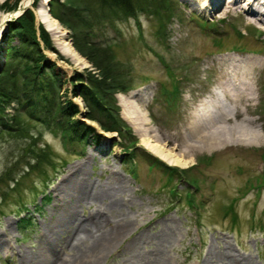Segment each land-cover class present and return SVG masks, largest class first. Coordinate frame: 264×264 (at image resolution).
<instances>
[{
    "label": "rangeland",
    "instance_id": "obj_1",
    "mask_svg": "<svg viewBox=\"0 0 264 264\" xmlns=\"http://www.w3.org/2000/svg\"><path fill=\"white\" fill-rule=\"evenodd\" d=\"M22 1L0 0V63L5 59L8 21L31 9L36 32L43 26L54 46L43 45L56 63L54 71L64 80L61 99L71 98L79 104L80 111L72 120L94 125L96 135L88 134L83 143L71 147L58 131L57 118L49 123L30 119L26 135L0 133V264H21L22 256L36 250L41 233H48L45 225L65 198L60 184L73 174L75 165H84L90 191L100 195L90 202L73 199L85 226L91 227L93 208L99 205L103 227L95 235L124 221L131 227L121 235L118 251L108 249L96 264H145L144 253H152L154 248L162 252L167 264H230L219 258L224 251L264 264V22L226 0L217 4H211L213 0H177L180 13L168 23L167 34L158 33L159 15L144 11L107 27L117 57L131 65L134 76L133 87L116 93L120 114L136 139L134 148L127 150L124 144L130 142L129 136L101 129L85 116L82 99L73 95L70 76L93 65L75 47L72 30L52 14L51 0H31L26 5ZM42 1L59 20L62 31H50L39 19L37 8ZM58 1L64 0H52ZM64 42L73 46L77 58L63 52ZM235 70L248 73L249 95H242L238 104L228 98L223 114L199 122L204 127L196 130L192 127L194 114L217 93L220 98L229 97L224 85L228 78L237 80ZM17 104L7 103L5 111L14 112ZM129 104L139 107L143 121H135L134 107ZM234 119H247L248 127L261 133V141L228 140L187 149L201 130L211 132L217 126L234 133L238 130L232 126ZM144 136L156 137L185 157L186 166L170 164L151 152L143 143ZM32 143L46 146L54 163L43 161L26 171L17 186L8 185L3 173L22 169L33 156L28 151ZM166 165L180 170L171 172ZM183 168L187 170L182 172ZM118 181L123 185L120 189ZM112 196L116 202L111 204ZM23 204L31 216L27 227H21L20 217L26 213H19ZM66 235L63 232L60 238ZM95 235L79 245L58 247V255L86 260L83 252L94 243ZM136 235L142 237L136 244L139 249L133 246Z\"/></svg>",
    "mask_w": 264,
    "mask_h": 264
},
{
    "label": "trees",
    "instance_id": "obj_2",
    "mask_svg": "<svg viewBox=\"0 0 264 264\" xmlns=\"http://www.w3.org/2000/svg\"><path fill=\"white\" fill-rule=\"evenodd\" d=\"M53 3L51 0L52 14L72 30L75 47L93 65L92 69L70 76L73 95L84 102L87 118L105 131H115L121 137L128 135L130 142L124 145H127V150L133 149L136 139L120 114L116 93L133 87L134 76L131 65L117 57L114 42L107 35V27H115L118 21L144 11L159 15L158 33L167 34L168 23L180 13L177 0H64ZM32 21L33 12L28 8L7 23L5 59L0 63V133L20 132L26 135L30 119H41L44 123L58 119V131L65 144L77 146L85 141L88 134H95L96 129L83 120H72L79 113L80 106L71 98L61 99L64 80L54 71L56 63L45 52V47L54 49V46L47 30L41 26L37 33ZM11 101L18 104L9 114L5 107ZM45 147L32 143L28 151L33 152V156L22 169L14 173L10 167L12 174L9 171L3 173L8 185L13 182L17 186L27 175L26 171L41 162H52ZM33 159L36 161L32 162ZM166 167L171 172L180 170ZM186 170L183 168L181 171ZM23 210L26 213L20 217L21 227H27L31 216L26 204L22 205L19 213Z\"/></svg>",
    "mask_w": 264,
    "mask_h": 264
},
{
    "label": "bare ground",
    "instance_id": "obj_3",
    "mask_svg": "<svg viewBox=\"0 0 264 264\" xmlns=\"http://www.w3.org/2000/svg\"><path fill=\"white\" fill-rule=\"evenodd\" d=\"M29 2H31V0H23L22 4L26 5ZM43 2L44 1H42V3L37 8L39 19L46 24L50 31H62L63 29L59 20L48 12ZM218 2L220 1L213 0L211 4H217ZM226 3L230 5L236 4L245 12L254 15L261 22H264V0H226ZM4 16L5 15L2 16V19ZM63 44L65 45V48L62 49L63 52L73 55L74 58H77L78 53H76V50L73 48V46L68 42H64ZM234 72V78L236 77L237 80L228 78L226 79V85H224V92L229 97L220 98L217 93L212 102L211 100H205L202 102L201 108H199L198 112L194 114L192 119V127L194 126L196 130L204 127L203 125L200 126L199 122L206 121L216 116L218 113L223 114V110L221 109H223L225 101L228 98H230L234 104H238L242 95H249L248 90L250 89V81L248 79V73H246L245 70H235ZM245 103L247 104V100ZM129 105L134 107L133 112L135 121L138 123L140 122L139 120L143 121L145 116H143V113L139 110V107H135V104ZM236 113H238L237 115L241 116V111H239L237 105ZM234 122L235 123L232 126H236L238 130H235L234 133L232 132V134L231 132L229 133L230 129L228 130L226 128H221L219 130L217 126H215V131H199L198 139L196 142L190 143L187 149L192 150L198 146L211 147L219 144H225L228 142V140L245 144L258 143L261 141V133L257 129L249 128L247 119H243L241 121L234 119ZM157 140L158 139L156 137L150 138V136H144L143 143L151 152L155 153L166 162L170 164L186 166L187 159H185V157L180 156L172 149L165 147L162 142H158ZM72 172L73 174L71 176L69 175L70 177L68 176V178H66L65 181L60 184L61 194L64 193L65 198L62 199L63 203L56 210L57 213L53 215L50 218L49 223L45 225L46 230L48 231L47 235L41 233L36 250L33 251V253H31L28 257L22 256L20 259L21 264H96L98 257L108 249L111 248L114 252H117L120 248L121 242L118 241H121V235L126 230H128V228H131L130 223L124 221L123 223L115 225L113 229H109L105 233L95 235V232L103 227V220L100 217V212H102L100 206H94L93 210L96 212L95 217H90L91 227H86L81 218L77 215L76 205L73 204V199L75 198L77 202H80L82 199L89 200L88 202H90L98 199L100 195L97 192H93V190L90 191L92 184L88 180L84 179L86 172L84 165H75L72 169ZM117 185L119 189L121 186H123L121 181H118ZM58 200L61 199L58 198ZM114 202H116V198H113L112 196L110 203L112 204ZM63 232H65L67 235L65 238H60ZM94 235L96 240L93 244L89 245L87 252H83L84 257H88L86 260L79 259L74 255L72 258H64L58 255V247L63 248L67 245H79L81 241L86 240V238L89 236L92 237ZM141 238L142 237L139 238V236L136 235V237L132 239L133 243H135V245H133L134 247H137L136 244L140 243ZM113 246L114 248H112ZM151 252L152 253H144L145 257L147 258L145 264H167L166 259L160 250L154 248ZM139 253L141 254V250H139ZM219 254V258L221 260L226 259L230 264H253L252 259L247 256L240 255L237 257L227 251H224V253L221 252Z\"/></svg>",
    "mask_w": 264,
    "mask_h": 264
}]
</instances>
